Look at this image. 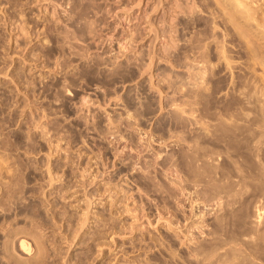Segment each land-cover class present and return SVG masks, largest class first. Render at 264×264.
<instances>
[{
    "label": "rangeland",
    "instance_id": "rangeland-1",
    "mask_svg": "<svg viewBox=\"0 0 264 264\" xmlns=\"http://www.w3.org/2000/svg\"><path fill=\"white\" fill-rule=\"evenodd\" d=\"M218 3L0 0V264H201L190 248L209 242L212 227H188L187 197L168 167L183 173L205 224L215 209L201 193L206 178L197 185L185 175L183 137L205 134L202 146L227 173L264 170V144L249 155L244 140L264 99L241 95L264 91L263 37L252 25L238 37ZM252 183L239 197L247 215L234 216L251 236L241 244L248 264L264 259V217L259 226L254 213L264 198ZM230 217L223 236L237 230ZM22 237L33 255L21 251Z\"/></svg>",
    "mask_w": 264,
    "mask_h": 264
},
{
    "label": "bare ground",
    "instance_id": "bare-ground-1",
    "mask_svg": "<svg viewBox=\"0 0 264 264\" xmlns=\"http://www.w3.org/2000/svg\"><path fill=\"white\" fill-rule=\"evenodd\" d=\"M188 3V2H187ZM219 3H220V0H219ZM218 3V4H219ZM222 4V3H221ZM178 5V4H177ZM223 5L226 7V9H227V20H226V22L228 23V24H230L231 26H233L234 27V30L236 29V31H237V36L238 37H240V38H243L244 37V39H245V35H247V38H249L248 36V32H246V33H244V31H245V26L246 25H250V27H251V25L254 27V28H252L253 30L254 29H256L257 31H258V33H261L260 35L263 37V43H264V1H262V0H223ZM188 6V5H187ZM194 6H195V4H194ZM219 6V5H218ZM223 6V7H224ZM182 7V6H181ZM189 7V6H188ZM191 7V6H190ZM184 8V7H183ZM192 9H193V7H192ZM197 9V8H196ZM194 11V10H193ZM192 13V12H191ZM165 21V20H164ZM149 22V21H148ZM166 22V21H165ZM150 23V22H149ZM153 25H154V22L152 23ZM162 24V23H161ZM168 24V23H167ZM215 24H217V23H215ZM151 25V24H150ZM169 25H170V23H169ZM169 25H168V27H169ZM152 26V25H151ZM155 26V25H154ZM157 26V25H156ZM155 26V27H156ZM215 26V25H214ZM217 26V25H216ZM172 27V25L170 26V28ZM173 27H174V25H173ZM172 27V28H173ZM249 27V29H251ZM154 28V27H153ZM157 28V27H156ZM156 28H154V29H156ZM159 28V27H158ZM166 28L167 27H165L164 29H165V31L167 32V30H166ZM171 28V29H172ZM231 28V27H230ZM230 28H228V34L230 35V36H232L233 35V33L234 32H231L232 30L230 29ZM248 29V30H249ZM251 29V30H252ZM175 30V29H174ZM216 30H217V28H216ZM170 31V30H169ZM172 31V30H171ZM170 31V32H171ZM152 32V31H151ZM153 32H154V30H153ZM253 32V31H252ZM175 33V32H174ZM254 33H255V31H254ZM254 33H253V35H254ZM257 33V32H256ZM257 33V34H258ZM169 34H171V33H169ZM250 34H252V33H250ZM166 35V34H165ZM168 35V34H167ZM172 35H173V33H172ZM259 35V34H258ZM257 35V36H258ZM259 35V36H260ZM132 36V35H131ZM130 36V37H131ZM258 36V37H259ZM261 36H260V38L259 39H261V40H259V41H262V38H261ZM167 38H169L168 36H166ZM172 37V36H171ZM170 37V38H171ZM257 37V38H258ZM128 38V37H127ZM169 38V39H170ZM246 38V39H247ZM174 39V38H173ZM244 39H240V40H243V42H244ZM172 40V39H171ZM170 40V41H171ZM219 40V39H218ZM239 40V41H240ZM248 40V39H247ZM130 43V42H129ZM176 43V42H175ZM248 43L250 44V41H248ZM171 44V43H170ZM252 44V43H251ZM250 44V45H251ZM254 44V43H253ZM258 44H259V42H258ZM260 44H261V42H260ZM174 45V44H173ZM176 45V44H175ZM226 45V44H225ZM225 45H223L222 47H225ZM242 45V44H241ZM245 45V44H244ZM247 45V44H246ZM250 45H249V49L253 46V45H251V47H250ZM129 46H130V44H129ZM128 43H127V41L124 43V46H123V49H128ZM172 46V45H171ZM207 46V45H206ZM234 46V45H233ZM232 46V47H233ZM175 47V46H174ZM227 47V46H226ZM235 47V46H234ZM256 47V46H255ZM263 47V46H262ZM164 48V47H163ZM205 48V47H204ZM237 47H235V49H236ZM248 48V47H247ZM168 49V48H167ZM170 49V48H169ZM222 49V48H221ZM226 49V48H225ZM227 49H229V47L227 48ZM238 49H239V47H238ZM166 50V49H165ZM222 50H224V48L222 49ZM221 50V51H222ZM230 50H232V49H229V51ZM247 50V49H246ZM254 51L256 50L255 48L253 49ZM170 51V50H169ZM166 52V51H165ZM168 52V51H167ZM227 52H228V50H227ZM226 52V53H227ZM253 52V51H252ZM224 53H225V50H224ZM223 52H222V54H224ZM225 53V54H226ZM224 54V57H227L226 55ZM229 54V53H228ZM232 54V53H231ZM234 54V53H233ZM252 54V53H251ZM150 55H151V53H150ZM156 55V54H155ZM253 55V54H252ZM152 56V55H151ZM222 56V55H221ZM152 57H154V56H152ZM156 57V56H155ZM258 57V56H257ZM230 56H228V58H224V60H228V65L230 64V62H233V59L232 58H230ZM251 58H253V57H251ZM196 59V58H195ZM259 59V58H258ZM257 59V60H258ZM151 60V59H150ZM152 60H153V58H152ZM151 60V61H152ZM230 60H232V61H230ZM264 60V59H263ZM154 61V60H153ZM199 62V61H198ZM258 63H260L261 64V62H260V60H258L257 61ZM264 62V61H263ZM263 62H262V66L264 65L263 64ZM197 63V62H196ZM250 63V62H249ZM146 64V63H145ZM226 64H227V61H226ZM192 66H194L193 64H192ZM196 66H197V64H196ZM230 67L231 66H233V64L232 65H229ZM256 66V65H255ZM254 66V67H255ZM145 67V66H144ZM195 67V66H194ZM192 68V67H191ZM213 68V67H212ZM231 68H233V67H231ZM230 68V69H231ZM195 69V68H194ZM251 69V68H250ZM255 69V68H254ZM262 69V68H261ZM232 70V69H231ZM263 70H264V67H263ZM143 71V70H142ZM194 72H196V70H193ZM200 71H198V73H199ZM233 72V71H232ZM202 74H203V71L201 72ZM200 73V74H201ZM195 74H197V73H195ZM202 74H201V76H202ZM233 74V73H232ZM257 74H258V72H257ZM256 74V75H257ZM204 75V74H203ZM197 76L199 77V75L197 74ZM194 77V76H193ZM197 78V77H196ZM200 78V77H199ZM203 78V77H202ZM234 78V77H233ZM259 78V77H258ZM195 79V78H194ZM198 79V78H197ZM204 79H205V77H204ZM199 80V79H198ZM201 80H203V79H201ZM260 80H261V78H260ZM194 81V80H193ZM200 82V81H199ZM204 82V81H203ZM203 84V83H202ZM249 84V83H248ZM247 84V85H248ZM255 84V83H254ZM260 85V84H259ZM258 85V86H259ZM197 86H198V84H197ZM258 86H256V88H253V89H251V90H244V89H246V87L245 88H243V94H241V95H243L244 96V98L247 100V102H249V104L250 103H252V102H255V104H256V102L257 103H259L258 101H261L262 99H264V91H261V89L259 90L258 89ZM251 87V86H250ZM261 87H263V86H261ZM65 88V87H64ZM67 89V88H66ZM65 89V90H66ZM263 89H264V87H263ZM160 91V90H159ZM161 92V91H160ZM69 93V92H68ZM191 101V100H190ZM177 103V102H176ZM189 104V103H188ZM179 105H181V104H179ZM254 105V104H253ZM252 105V106H253ZM257 105V104H256ZM182 106V105H181ZM184 106V105H183ZM259 106V105H258ZM263 106V105H262ZM192 107V106H191ZM254 107V106H253ZM252 107V108H253ZM178 108V107H177ZM181 108V107H180ZM179 108V110H182V108L180 109ZM185 108H186V106H185ZM184 108V109H185ZM255 108H256V106H255ZM261 108V107H260ZM178 110V111H179ZM186 110V109H185ZM184 110V111H185ZM255 110H257V108L255 109ZM183 112V111H182ZM249 112V111H248ZM179 113V112H178ZM252 113V112H251ZM250 112H249V114H251ZM246 114V113H245ZM244 114V115H245ZM260 115H258V116H256V117H254V118H256V119H254L255 120V122H252V123H250V124H252L251 126L249 125V127H247L248 125H246L245 127H247L244 131L246 132V134H247V138H245L244 140H247V148L245 147V149H247V150H249V152H248V154L249 153H254L253 155H258L257 153L259 152V150H261L260 149V147H261V145L262 144H264V111H262V112H260L259 113ZM252 115V114H251ZM256 115V114H255ZM128 116H130V113L128 114ZM184 116V115H183ZM245 116H247V115H245ZM244 116V117H245ZM180 117V116H179ZM248 117H250V116H248ZM239 118V117H238ZM227 119V118H226ZM236 119V118H235ZM252 119V120H253ZM129 120H130V118H129ZM229 120V119H228ZM233 120V119H232ZM253 120V121H254ZM112 121V120H111ZM224 121V120H223ZM236 121V120H235ZM243 121V120H242ZM250 122V121H249ZM114 123V122H113ZM225 123V122H224ZM228 123H229V121H228ZM241 123V122H240ZM246 124V123H245ZM249 124V123H248ZM209 125V124H208ZM226 126V125H225ZM244 126V125H243ZM223 127V126H222ZM229 127V126H228ZM240 127V126H239ZM226 128V127H225ZM235 128V127H234ZM233 128V129H234ZM243 127H241V129H242ZM231 129V128H230ZM237 129V128H236ZM235 130V129H234ZM209 131V130H208ZM217 131V130H216ZM222 131V130H221ZM144 132V131H143ZM225 132V131H224ZM236 132V131H235ZM235 132L233 133V134H235ZM145 133V132H144ZM210 133V132H209ZM227 133H230V130H229V132L227 131ZM207 134V133H206ZM220 134V133H219ZM226 134V133H225ZM238 134V133H237ZM213 135V134H212ZM217 135V134H216ZM231 135V134H230ZM236 135V134H235ZM235 135H233V136H235ZM240 135V134H239ZM146 136V135H145ZM222 136V135H221ZM242 136V135H241ZM244 136V135H243ZM178 138H179V136H177ZM208 137H209V134H208ZM244 137H246V136H244ZM243 137V138H244ZM152 140H155L154 139V137L152 138V136L150 137ZM160 138V137H159ZM219 138H220V136H219ZM233 138V137H232ZM231 138V139H232ZM238 138V137H237ZM183 140H185V141H187L188 143H189V147H188V151L187 152H184V151H182L181 152V155H184V157H185V161H183L184 162V165H185V168H186V173H185V175L186 176H188V181L189 182H192V183H194V184H197V185H199V182H202L203 181V178H206V180L207 181H205V182H207L208 184H207V186H206V188L204 189V190H202L201 191V193L204 195V196H207L208 195V201H210V202H212V207H213V210L215 209V212H214V214H213V222H211L210 224H205V222H207V220H206V213H205V211H204V209H200L199 208V206H198V201L199 200H197L196 198H195V196H193V194H192V192L190 191V185H189V183H187V181L185 180V178H184V176L183 175H181V174H183V173H180L177 169H175V167H174V169H172L173 168V164H171L172 165V167H168V170L170 171V170H173L174 172H175V174L172 172V175H173V178L172 177H170L169 179L171 180V185H172V187H173V189H175L176 191H177V193H179V194H182V195H185L186 197H187V201H188V203H187V207H188V210H185V211H187L188 212V214H187V219L186 220H190V223H191V225H190V223H188L189 225H188V227L190 226L192 229L193 228H197V229H203L205 226H210L211 225V230H210V232H208L210 235H211V238L209 239V242H207L206 243V241H199L198 242V240H196V239H194V237H190V240L191 241H193V240H196L194 243L195 244H193L192 245V248H190V249H192V254H194V255H192V256H195L196 257V259L199 261V262H201V264H248L246 261H247V258H249L248 256H249V254H248V256H246L245 255V253L247 254V251L245 252H243V249L242 248H244V246H245V244L246 243H244V246L243 245H241L244 241V235H246L245 233H243V232H241L242 231V229H241V227H242V224L240 225L238 222H236L237 221V219L235 220V218H234V216H236V217H240V216H242V215H244V212H242L243 211V207H245V204L246 203H243V202H245V201H243V202H239L240 201V199H239V197H241L242 195H243V193L246 191V190H248L249 189V184H248V182L250 181V183L251 182H253L252 183V186H254V189H255V191H256V194L254 195V196H256V199H257V201L259 202L260 201V199H262V198H264V170L262 169V168H259L257 171H255V172H257V175L255 176V177H250V176H247V175H245L243 172H244V170H243V172H242V169L240 168V169H238L239 167H235L236 168V170H237V172H236V174H231V172L229 173H227L224 169H223V167H222V165L220 164V163H218L219 161H218V159H219V157H218V159H217V156L219 155V153L218 152H216V151H214L212 148H210V147H204V146H202V144L204 145V143H206V142H210V141H208V138H207V136L205 135V134H203V133H200V134H197V135H194V136H192V137H189V136H184L183 137ZM235 140H236V136H235ZM145 141V140H144ZM160 141V140H159ZM238 141V140H237ZM240 141V140H239ZM150 142V141H149ZM232 142V145H235L234 143H236V142H234V140H232L231 141ZM234 142V143H233ZM154 143V142H153ZM161 143V142H160ZM162 143H163V141H162ZM220 143V142H219ZM240 143H242L241 141H240ZM159 144V143H158ZM243 144V143H242ZM236 145H238V144H236ZM240 145V144H239ZM149 146H151V144L149 145ZM227 146H228V144H227ZM241 146H244V145H241ZM232 147V146H231ZM240 147V146H239ZM225 148H227V147H225ZM235 148V147H234ZM244 148V147H243ZM243 150V149H242ZM155 152H156V154L155 155H157V158H159V157H162L161 156V154H162V152H160V150H155ZM245 152V151H244ZM175 153V152H174ZM246 154V153H245ZM244 154V155H245ZM176 155H178V154H174V156L176 157ZM181 155H179V157L181 156ZM250 155V154H249ZM252 155V154H251ZM252 155V156H253ZM220 156V155H219ZM259 156V155H258ZM172 158H173V156H171ZM183 157V158H184ZM256 157V156H255ZM156 159V158H155ZM168 159V158H167ZM170 159V158H169ZM256 159H258V158H256ZM176 160H178L179 161V159H175V162H176ZM169 161V160H168ZM167 162V161H166ZM167 163H169V162H167ZM176 164V163H175ZM258 164L259 163H257V165H256V168L257 167H259L258 166ZM176 165H178V164H176ZM260 165H261V163H260ZM263 165V164H262ZM260 166V167H263V166ZM168 166V165H167ZM178 167H179V165H178ZM178 167H176V168H178ZM234 167V166H233ZM264 168V167H263ZM255 169V168H254ZM176 170V171H175ZM235 170V169H234ZM183 171V170H182ZM179 172V173H178ZM185 172V171H184ZM185 176V177H186ZM251 178L250 180H249V178ZM169 180V181H170ZM249 180V181H248ZM203 183V182H202ZM193 184V185H194ZM206 184V183H205ZM192 186V185H191ZM190 188V189H189ZM253 189V190H254ZM167 190V189H166ZM170 190V189H169ZM252 190V189H251ZM254 191V192H255ZM247 192V191H246ZM245 192V194H247ZM248 192H250L249 190H248ZM254 194V193H253ZM255 199V197L253 198V200ZM256 201V200H255ZM254 202V201H253ZM258 202H256V203H258ZM238 203H241L242 204V206H238L237 204ZM255 203V204H256ZM262 203V202H261ZM183 204H185V203H182V205ZM186 205V204H185ZM206 205V204H205ZM240 205V204H239ZM255 206V205H254ZM257 206V205H256ZM260 206V202H259V204H258V206H257V211H255L254 213L256 214V218L258 219V225L259 226H261V222H263L262 220H263V213H264V210H262V208L261 207H259ZM264 206V205H263ZM262 206V207H263ZM205 207V206H204ZM237 207H240L239 209L237 208ZM252 208V207H251ZM200 209V210H199ZM264 209V208H263ZM255 210H256V208H255ZM263 211V212H262ZM210 212V211H209ZM208 213V212H207ZM238 215V216H237ZM247 215V214H246ZM246 215H244V216H246ZM229 216H231L232 218H234V220H235V222H234V224H236L237 225V227H235V228H237V230H236V232L235 233H232V234H236V235H232V234H228V236H223V235H225V234H223V233H221L220 232V230H221V228L223 227H226L225 226V224H227L226 222V220L228 219V221H229ZM243 216V217H244ZM230 217V218H231ZM169 218H167V220H168ZM241 219V218H240ZM246 219V218H245ZM239 220V219H238ZM168 221H171L170 219L168 220ZM167 221V222H168ZM231 221V220H230ZM229 221V222H230ZM242 222V220L240 221V223ZM245 222H246V220H245ZM244 222V223H245ZM256 222V221H255ZM171 223V222H170ZM169 223V224H170ZM230 224V223H229ZM232 224V223H231ZM228 225V224H227ZM236 225H234V226H236ZM244 225V224H243ZM256 226V225H255ZM259 226H258V228H259ZM171 227V226H170ZM189 227V228H190ZM239 227V228H238ZM233 228V227H232ZM191 229V230H192ZM205 229V228H204ZM204 229H203V231H204ZM226 229V228H225ZM239 229V230H238ZM246 229V228H245ZM251 229V228H250ZM190 230V231H191ZM229 230V229H228ZM262 230V229H261ZM189 231V232H190ZM202 231V232H203ZM234 231V230H233ZM247 231H249V230H247ZM246 231V232H247ZM253 231V230H252ZM251 231V232H252ZM256 231H258V230H256ZM264 231V230H263ZM262 231V232H263ZM224 232V231H223ZM194 233V232H193ZM192 233V234H193ZM248 233V232H247ZM255 233V232H254ZM260 233V232H259ZM264 233V232H263ZM192 234H190V235H192ZM253 234V233H252ZM257 234V233H256ZM189 235V236H190ZM227 235V234H226ZM255 235V234H254ZM247 237H249L248 236V234L246 235ZM262 236H264V235H262ZM246 237V238H247ZM251 237V236H250ZM21 238V237H20ZM20 238H19V240H20ZM26 237H22V239L20 240V242H19V246L21 247V251L23 252V253H25V254H28V255H30L31 256V250H32V248H31V244L29 243V241H27L26 239H25ZM246 238H245V240H246ZM254 238V237H253ZM255 238H256V236H255ZM198 239V238H197ZM248 239V238H247ZM251 238H249L248 240H250ZM18 240V241H19ZM203 240V239H202ZM251 241V240H250ZM252 241H253V239H252ZM254 241H255V239H254ZM205 242V243H204ZM246 242V241H245ZM256 242H257V240H256ZM254 243V242H253ZM251 244V243H250ZM230 245V246H229ZM248 245H249V243H248ZM257 245H259V244H257ZM229 246V247H228ZM242 246V247H241ZM38 247V246H37ZM36 247V248H37ZM247 247V246H246ZM245 247V248H246ZM252 248H253V246H252ZM251 247H250V249H252ZM255 248V247H254ZM41 248H39V250H40ZM224 249L226 250V251H224ZM248 249V248H247ZM42 250V249H41ZM221 250H223V251H221ZM249 250V249H248ZM255 250V249H254ZM37 252H38V250H36ZM41 251H39L38 253H40ZM251 252L254 254V252H253V249H252V251H250L249 253H250V255H251ZM31 253V254H30ZM36 253V252H35ZM263 253H264V251H263ZM24 254V255H25ZM41 254V253H40ZM253 254H252V256H253ZM33 255V254H32ZM39 255V254H38ZM247 257V258H246ZM257 257V256H256ZM255 258V257H254ZM258 258V257H257ZM256 258V260H258V259H260V258H262V257H260V258H258L257 259ZM189 259V258H188ZM255 260V259H254ZM254 260H251V263H249V264H264V262H263V260L264 259H261V261L262 262H258V261H254ZM197 264V263H196Z\"/></svg>",
    "mask_w": 264,
    "mask_h": 264
}]
</instances>
